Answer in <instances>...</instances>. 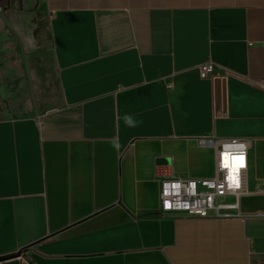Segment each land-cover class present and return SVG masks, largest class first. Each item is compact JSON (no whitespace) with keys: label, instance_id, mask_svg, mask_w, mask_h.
Here are the masks:
<instances>
[{"label":"crops","instance_id":"obj_1","mask_svg":"<svg viewBox=\"0 0 264 264\" xmlns=\"http://www.w3.org/2000/svg\"><path fill=\"white\" fill-rule=\"evenodd\" d=\"M15 42L0 264H264V195L244 222L160 210L162 181L213 177L208 139L251 141L263 188L264 0H0V53Z\"/></svg>","mask_w":264,"mask_h":264},{"label":"built area","instance_id":"obj_2","mask_svg":"<svg viewBox=\"0 0 264 264\" xmlns=\"http://www.w3.org/2000/svg\"><path fill=\"white\" fill-rule=\"evenodd\" d=\"M216 69V65L212 62L203 64L199 67L200 77L226 81L232 74L231 71L222 69V75H218ZM253 84L264 89V81H255ZM204 143L215 151L216 165L213 177L191 179L176 176L162 181L161 212L186 214L204 219H237L244 222L248 216L240 211L242 197L250 194L264 195V185L254 193L248 191V155L251 141L238 138L221 141L208 139ZM227 198H233L234 203L226 202ZM254 216L264 219V213ZM22 261L26 263L24 259Z\"/></svg>","mask_w":264,"mask_h":264},{"label":"rangeland","instance_id":"obj_3","mask_svg":"<svg viewBox=\"0 0 264 264\" xmlns=\"http://www.w3.org/2000/svg\"><path fill=\"white\" fill-rule=\"evenodd\" d=\"M12 46H13V48L4 49L0 53V57L1 58H4L5 57L4 52L7 53L6 58L9 59V61H10L8 63L9 64V68L10 67H14L17 64L16 61L19 62L20 58H24L25 57L24 56L25 54L22 53L20 49H17L18 46H17V43L16 42L15 43H12ZM11 62H15V63L10 64ZM6 91H8V89L6 88V86L5 85H2V83L0 82V108L1 107H3V108L6 107L5 105L8 103V99L6 97L7 94H5ZM19 98H21V97H19ZM27 101H28V97L24 96L22 98V101L20 103H21V105H24V104L27 105Z\"/></svg>","mask_w":264,"mask_h":264},{"label":"water","instance_id":"obj_4","mask_svg":"<svg viewBox=\"0 0 264 264\" xmlns=\"http://www.w3.org/2000/svg\"><path fill=\"white\" fill-rule=\"evenodd\" d=\"M22 253H19L18 255H16L15 257L21 256ZM11 257H4V258H0V261H4L6 259H9Z\"/></svg>","mask_w":264,"mask_h":264},{"label":"clouds","instance_id":"obj_5","mask_svg":"<svg viewBox=\"0 0 264 264\" xmlns=\"http://www.w3.org/2000/svg\"><path fill=\"white\" fill-rule=\"evenodd\" d=\"M131 121L129 120V123H130Z\"/></svg>","mask_w":264,"mask_h":264},{"label":"trees","instance_id":"obj_6","mask_svg":"<svg viewBox=\"0 0 264 264\" xmlns=\"http://www.w3.org/2000/svg\"><path fill=\"white\" fill-rule=\"evenodd\" d=\"M18 255V254H17Z\"/></svg>","mask_w":264,"mask_h":264}]
</instances>
